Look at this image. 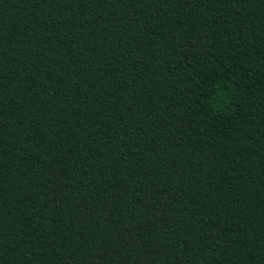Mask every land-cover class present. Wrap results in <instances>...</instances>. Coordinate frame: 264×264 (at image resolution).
<instances>
[{
  "label": "trees",
  "instance_id": "1",
  "mask_svg": "<svg viewBox=\"0 0 264 264\" xmlns=\"http://www.w3.org/2000/svg\"><path fill=\"white\" fill-rule=\"evenodd\" d=\"M0 264H264V0H0Z\"/></svg>",
  "mask_w": 264,
  "mask_h": 264
}]
</instances>
